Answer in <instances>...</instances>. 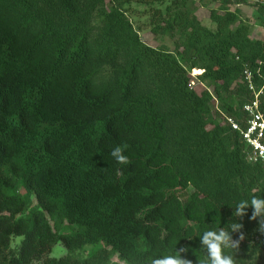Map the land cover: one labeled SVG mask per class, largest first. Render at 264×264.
Segmentation results:
<instances>
[{
	"label": "trees",
	"instance_id": "16d2710c",
	"mask_svg": "<svg viewBox=\"0 0 264 264\" xmlns=\"http://www.w3.org/2000/svg\"><path fill=\"white\" fill-rule=\"evenodd\" d=\"M165 2L0 0V264H151L181 247L209 264L200 238L219 229L243 235L237 264L264 258V216L234 215L264 198V164L224 122L253 98L245 70L264 115V39L239 9L264 29V0H207L213 29ZM132 3L172 50L141 40Z\"/></svg>",
	"mask_w": 264,
	"mask_h": 264
},
{
	"label": "rangeland",
	"instance_id": "374dc122",
	"mask_svg": "<svg viewBox=\"0 0 264 264\" xmlns=\"http://www.w3.org/2000/svg\"><path fill=\"white\" fill-rule=\"evenodd\" d=\"M171 0H166V5L170 3ZM258 0H248V3L257 2ZM207 0L203 1H197V0H186V9L190 11L192 14H195L201 24L207 28L213 29L214 25L211 24V22L208 19V11L210 8H216L218 7V3L207 5ZM154 7H158V4L156 3ZM164 7V6H163ZM162 7V8H163ZM241 10V16L247 20H249L251 24V31L250 36L255 39H264V29L260 28L255 24L253 20V13L254 9L248 5H242L239 7ZM127 15L129 19L131 20L135 30L138 32L141 40L152 47H158V46H164L168 50L173 49V39L164 37L161 35H153L151 33V26L149 24L150 21V12L148 11L147 5L132 3L131 5L127 6ZM200 74V71L193 70L191 72L192 80L190 82V86L192 89H194L197 93H200L203 90V87L197 83V81L194 79L196 75ZM23 237L15 238V240L12 243V247L18 246L21 242ZM90 252V248H86L84 254H88ZM67 252L65 248L61 244H57L52 248L51 257L54 258H60L66 255ZM83 254V255H84ZM254 264H264V258L257 260L254 262Z\"/></svg>",
	"mask_w": 264,
	"mask_h": 264
},
{
	"label": "clouds",
	"instance_id": "9594fccd",
	"mask_svg": "<svg viewBox=\"0 0 264 264\" xmlns=\"http://www.w3.org/2000/svg\"><path fill=\"white\" fill-rule=\"evenodd\" d=\"M111 156L118 164L126 165L129 163L128 157L123 154L120 146L115 147ZM251 207L252 215L250 219L256 220L258 217L264 216V198L253 197L250 201L241 200L235 206V216L243 217L246 215V209ZM232 231H238L242 225L233 224L230 226ZM258 231L264 234V223H261ZM243 235L237 240H233L226 229L218 231H204L200 238V244L206 250L209 264H237L236 254L239 250ZM187 249L181 247L178 251L175 250L174 255H164L158 258H153L151 264H192L191 260L182 257V253H186Z\"/></svg>",
	"mask_w": 264,
	"mask_h": 264
},
{
	"label": "built area",
	"instance_id": "2783aa9c",
	"mask_svg": "<svg viewBox=\"0 0 264 264\" xmlns=\"http://www.w3.org/2000/svg\"><path fill=\"white\" fill-rule=\"evenodd\" d=\"M242 79L248 91L253 95V98L243 106L242 112L244 116L241 122H237L228 116L224 117V122L233 131L238 132L248 146V161L264 164V115L260 111L262 89L256 90L253 84V75L250 71L245 70L242 74Z\"/></svg>",
	"mask_w": 264,
	"mask_h": 264
}]
</instances>
